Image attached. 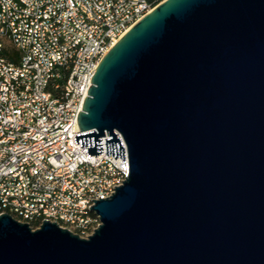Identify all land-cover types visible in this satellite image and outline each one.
<instances>
[{"label":"water","instance_id":"obj_1","mask_svg":"<svg viewBox=\"0 0 264 264\" xmlns=\"http://www.w3.org/2000/svg\"><path fill=\"white\" fill-rule=\"evenodd\" d=\"M75 136L125 161L82 237L0 214V264H264V0H163L100 60ZM118 134L120 136H118Z\"/></svg>","mask_w":264,"mask_h":264},{"label":"built area","instance_id":"obj_2","mask_svg":"<svg viewBox=\"0 0 264 264\" xmlns=\"http://www.w3.org/2000/svg\"><path fill=\"white\" fill-rule=\"evenodd\" d=\"M163 1V0H162ZM157 4L149 0H0V214L45 219L87 237L89 208L123 184L125 161L75 141L100 60Z\"/></svg>","mask_w":264,"mask_h":264},{"label":"trees","instance_id":"obj_3","mask_svg":"<svg viewBox=\"0 0 264 264\" xmlns=\"http://www.w3.org/2000/svg\"><path fill=\"white\" fill-rule=\"evenodd\" d=\"M151 1L153 4H158L159 2H161L162 0H149Z\"/></svg>","mask_w":264,"mask_h":264}]
</instances>
